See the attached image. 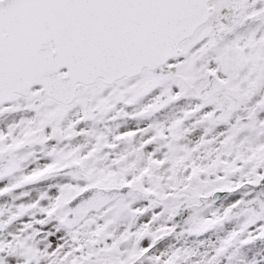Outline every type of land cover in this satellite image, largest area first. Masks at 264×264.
Returning a JSON list of instances; mask_svg holds the SVG:
<instances>
[{"label":"snow or ice","instance_id":"obj_1","mask_svg":"<svg viewBox=\"0 0 264 264\" xmlns=\"http://www.w3.org/2000/svg\"><path fill=\"white\" fill-rule=\"evenodd\" d=\"M0 264H264V0H0Z\"/></svg>","mask_w":264,"mask_h":264}]
</instances>
